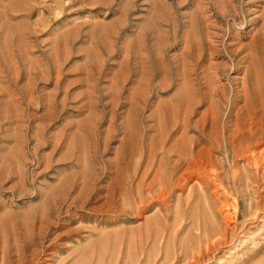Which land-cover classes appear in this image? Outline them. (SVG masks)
<instances>
[{
	"label": "rangeland",
	"instance_id": "374dc122",
	"mask_svg": "<svg viewBox=\"0 0 264 264\" xmlns=\"http://www.w3.org/2000/svg\"><path fill=\"white\" fill-rule=\"evenodd\" d=\"M251 121L264 0H0V264H264Z\"/></svg>",
	"mask_w": 264,
	"mask_h": 264
},
{
	"label": "bare ground",
	"instance_id": "6f19581e",
	"mask_svg": "<svg viewBox=\"0 0 264 264\" xmlns=\"http://www.w3.org/2000/svg\"><path fill=\"white\" fill-rule=\"evenodd\" d=\"M218 6V5H217ZM238 33V32H237ZM241 33V32H240ZM212 66V65H211ZM212 68H213V66H212ZM214 89V88H213ZM245 94L247 95V91L245 92ZM244 94V95H245ZM250 119H252V118H250ZM255 119V121H256V118H254ZM261 121V120H260ZM183 122V121H182ZM252 122V121H251ZM262 122H264V121H262ZM236 123V122H235ZM260 123V122H259ZM241 124V123H240ZM238 122L235 124V128H236V130L234 131L237 135L235 136V137H237L238 139H241V141H242V146L240 147V149L238 150V152H237V154H239V153H242V154H244V155H247L248 153H250V152H255L257 149H259L262 145H264V141H263V138H264V133H263V131H264V125H263V128L260 130V132H253L252 131V127H253V125H254V123L252 122V124H251V126H250V128H246V129H249V133H248V135L249 136H247L246 135V133L244 132V129H242V124L240 125ZM255 126V125H254ZM261 126V125H260ZM233 127V126H232ZM248 127V126H247ZM259 127V126H258ZM254 128V127H253ZM256 128H257V125H256ZM255 131H257V130H255ZM216 136H218V138H219V136L220 135H216ZM234 137V136H233ZM234 137V138H235ZM216 138V137H214L211 141H210V143L211 144H213L214 146H220L221 145V142H220V139L221 138ZM228 141V140H227ZM257 141H259V142H257ZM175 146V145H174ZM210 146V145H209ZM203 148V147H202ZM171 150L173 151V149L171 148ZM205 150L209 153V154H211V151L213 150V146H211V147H205ZM174 152V151H173ZM194 152V151H193ZM205 152V151H204ZM214 152V151H213ZM175 154L178 156V159H180V160H185L186 159V157L187 156H189V159L188 160H191V162L192 163H190V164H192L193 166H195L196 165V170H197V174H199V176H200V178H198L199 179V181H205V182H207V180H208V178L210 177L209 176V172H210V170L212 169V168H210V170L208 169V166H207V161H206V159L205 158H203V157H201L200 158V154H199V158H197V156L195 155V158H191V156L193 157V153H192V151L191 152H188V151H184V149H179V150H175ZM196 154H198V152L196 153ZM213 154V153H212ZM251 154V153H250ZM169 156V155H168ZM192 159H193V161H192ZM177 161V160H176ZM178 162H179V160H178ZM185 162V161H184ZM171 166V165H170ZM209 166H211V164H209ZM190 168V165L189 166H187V168ZM212 167H213V165H212ZM164 168V167H163ZM188 168V169H189ZM161 170H163V169H161ZM169 170H170V172H167V169L165 168V172H163V174H159V173H157L156 175H154V178L149 182V183H146L145 184V187H143L144 186V184L142 183V180L140 179V181H138V183L139 182H141L142 184H141V186H138V184H137V186H138V193L140 194V196L141 197H143V194H145L146 192V194L148 195H146V197L144 196V199H145V201H149V202H159L160 204L161 203H165L166 202V200L168 199V197L169 196H171V193H172V188H173V186H175V188H176V186H177V188H178V186L180 185V184H182V182H183V178H184V176H185V174H180V175H184V176H181L180 177V179L178 178V179H176L177 181V184H174L173 183V181H172V172H173V170H174V167L173 168H169ZM193 170V169H192ZM195 170V171H196ZM188 171V170H187ZM194 171V170H193ZM194 171V172H195ZM209 171V172H208ZM188 172H190V171H188ZM188 172H185V173H187V174H189ZM145 173L146 172H144V174H142V176L143 175H145ZM148 173V172H147ZM186 174V177H188L189 175H187ZM191 174V173H190ZM147 175V174H146ZM145 175V176H146ZM195 175H196V173H195ZM144 176V177H145ZM192 176V175H191ZM196 176H198V175H196ZM212 176V175H211ZM190 177V176H189ZM197 178V177H196ZM210 178H212V177H210ZM175 182V183H176ZM135 186V185H134ZM136 187V186H135ZM179 188H182V187H180L179 186ZM178 188V189H179ZM136 189V188H135ZM136 192V191H135ZM133 195V194H132ZM138 199H139V197H138ZM142 202V201H141ZM140 202V203H141ZM140 203H138L139 205L137 206V208H140L141 206H142V203L140 204ZM141 208H143V207H141ZM138 211V210H137ZM128 250V249H127Z\"/></svg>",
	"mask_w": 264,
	"mask_h": 264
}]
</instances>
